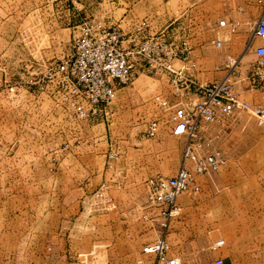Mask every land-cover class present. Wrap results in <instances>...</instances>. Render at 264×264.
Listing matches in <instances>:
<instances>
[{
    "label": "rangeland",
    "instance_id": "374dc122",
    "mask_svg": "<svg viewBox=\"0 0 264 264\" xmlns=\"http://www.w3.org/2000/svg\"><path fill=\"white\" fill-rule=\"evenodd\" d=\"M40 1L0 0V31L3 32V36H0V68L4 69L10 78H17L27 72V69L31 70L36 68V65H43L61 57L71 49L70 28L64 24L59 31L53 33L57 29L56 24L46 23L44 17L51 9L38 8ZM92 1L94 2L91 4L93 8L91 11L96 13L94 16L97 19L103 20L110 9H115L114 14L118 20L109 24L120 29L127 25L129 28L135 22L139 23L145 14L138 13L137 0H123L118 4L111 3L113 0ZM226 4L236 6L235 0H226ZM146 8L147 13H150L151 9L156 11L159 29L177 18L166 29L180 21L177 24L180 26L176 32L178 34L183 30L187 35L190 34L192 30L188 31L191 27L189 22L194 15L201 24V38L207 34L208 29L219 31L220 34L228 29L215 25V22L224 15L220 11L219 0H147ZM128 9H131L133 14H130ZM123 14L128 16L123 18ZM84 15L82 12L81 16ZM121 18L123 20H120ZM146 23L149 28V22ZM245 25L247 31L252 26L250 23ZM12 32L14 35L10 36ZM143 66H137L131 82L118 86L113 99L114 113L109 120L82 119L77 122L80 124V130L70 125L72 133L74 130L80 133L79 142L74 141L79 147H75L73 152L79 155L76 159L70 157L65 160L61 165L64 173L57 175L49 173L53 172L57 162L52 170L48 168L52 147L37 139L28 126L31 122L41 121L46 112L55 113V110L60 108L51 102L47 104L48 99L44 95L32 98L27 92L13 95L0 89V139L3 143L0 145V153L11 154L17 141L15 138H18L20 133L25 135L24 140L35 145L25 152L37 157L32 162L35 166L32 177H18L16 189L13 185L16 193L11 195V199L4 189L0 191V221H90L89 218L93 219L101 212L106 213V209L103 212L93 209L91 205L92 192L104 184L106 192L115 203L113 208L107 209L109 213L111 212L108 216L117 217L116 221L124 220L125 223H130L133 229L141 228V233H148L150 227L144 226L138 218L141 211L138 204L143 201L142 197H145V179L157 172L174 173L180 164L184 141L182 143L181 138L172 135L167 126L162 127L154 137L145 134L146 120L164 114L153 103V95L161 92L170 97L172 90L165 74L149 72ZM216 66L213 68L214 71L219 70ZM200 68L204 69L203 76L206 79H215L212 74H207V68H202L201 65ZM253 68L254 65L245 63L238 67L235 78L240 96L248 100H251L249 95L264 99V87L260 88L248 82V76ZM2 74L3 71L0 70V77ZM45 104L50 107L49 111L46 109L48 107L40 108V105ZM240 113L225 121L222 127L225 131L223 145L229 150L230 155H243L244 164L249 167L251 161L248 153L264 154V142L254 145L255 139L264 140V123L257 124L247 112ZM61 117L65 120L64 115ZM16 122L21 124L19 133L15 130ZM110 143L118 151L117 156L111 161L107 155L105 156ZM46 155L47 169L41 163ZM108 162L112 167L107 165ZM248 174L242 171L234 176H227L229 178L227 182L218 177L217 179L214 177V180L205 177L198 192L187 191L178 196L182 210L174 221H191L190 225L196 226L197 230H203L202 235L208 237L211 247L205 245L204 249H209L212 255L217 253L219 247L224 249L226 246V244L215 246L217 239L224 237L231 245L233 243V239L224 235L225 230L233 227H224L223 221H264V209L250 210L248 206L249 199L257 194L259 202L264 200V178H250ZM256 179L258 192L252 186L257 185L253 183ZM241 201L247 203L246 208L239 209L238 203ZM133 244L134 242L119 241L118 245L121 246L116 248L123 249L124 245L132 248ZM142 245L138 248L141 249ZM144 256L147 264H155L153 254L145 253Z\"/></svg>",
    "mask_w": 264,
    "mask_h": 264
},
{
    "label": "built area",
    "instance_id": "2783aa9c",
    "mask_svg": "<svg viewBox=\"0 0 264 264\" xmlns=\"http://www.w3.org/2000/svg\"><path fill=\"white\" fill-rule=\"evenodd\" d=\"M256 1L261 5V12L254 21L246 46L253 48L257 63L248 82L263 88L264 0ZM64 23L70 28V51L27 72L22 71L24 73L17 78H10L0 68L3 71L0 89L13 95L24 90L34 91L36 95L42 93L70 122L109 120L114 112L113 99L118 86L131 82L140 63L149 72L165 74L171 96L161 92L153 95V103L164 114L146 120L144 132L154 137L167 126L172 135L183 138L184 144L180 164L174 173L157 172L145 179V197L141 205L148 211L142 213V218H157L159 231L156 239L142 246V251L153 254L155 264H184L181 258L168 253L167 234L171 220L181 213L178 196L187 191L198 192V176L219 170L229 158L220 145V130L214 125L221 127L228 117L240 112H247L258 124L264 123V106L244 99L236 88L240 57L228 55L224 74L220 78L206 79L198 74L200 65L192 55L193 46L184 30L178 36L166 30L151 33L143 19L130 32L132 44L124 46L122 30L94 15L75 19L68 13ZM216 24L227 27L231 33L237 30L238 21L221 17ZM174 27L180 28L179 25ZM214 43L220 46L222 39L216 38ZM69 145V141H63L51 148L49 170ZM117 154V150H109L108 160ZM107 165L112 167L110 162ZM92 198L93 209L115 206L104 184L94 189ZM223 242L221 238L214 244L218 246ZM216 262L220 263L221 258Z\"/></svg>",
    "mask_w": 264,
    "mask_h": 264
},
{
    "label": "crops",
    "instance_id": "0c3cea01",
    "mask_svg": "<svg viewBox=\"0 0 264 264\" xmlns=\"http://www.w3.org/2000/svg\"><path fill=\"white\" fill-rule=\"evenodd\" d=\"M122 1L113 0L111 3L118 4ZM40 2L41 6L37 5L38 8L51 9L44 17L46 23L56 24L57 29L53 33L59 31L60 27L65 24L64 19L68 13L73 14L75 19L81 17L82 12L85 15H96V13L91 11L93 9L91 8V4L94 2L92 0H41ZM146 3L147 0H137L138 13H145L141 18L149 22V29L151 30L149 32L166 30L169 34L173 32V35L178 36V33H175V29H178L174 26L179 24L180 21L175 22V25L166 29L177 20L175 18L164 28L159 29L156 11L151 9L150 13H147ZM235 4L236 6L234 7L231 4L227 6L226 0H219L220 11L224 14L223 17L228 21H238L235 32H228L229 30L226 27L224 28L227 31L221 32L223 34H220L219 31L215 32L214 29H208L207 34L201 38V24H199L197 17L195 15L192 16L189 22L191 27L188 28V31L192 30L188 34L193 46L192 55L196 59L197 64L201 65L202 68H207V74H212L215 79L220 78L224 74L223 67L228 55L239 56L238 65L241 63L256 65L257 63V56L254 54L253 48L246 45L254 21L261 12V5L256 0H235ZM111 6L115 7V5ZM114 12L115 9H110L103 18V21L109 24L116 21V19L118 20ZM128 12L133 14L131 13V9H128ZM127 16L128 14H123V18ZM130 16L134 17L133 15ZM123 18L120 20H123ZM137 23H133L129 28L128 25L121 28L124 34V46L132 44L130 42L131 36L129 35ZM246 23L252 24L248 31ZM215 25H217L216 22ZM13 35L14 33L12 32L10 36ZM0 36H3V32L1 33V31ZM216 38L222 39L220 46L214 43ZM140 65H143V63H140ZM215 66L219 67V70L214 71L213 68ZM198 74L201 76L205 75L204 69L201 70L200 68ZM236 88L238 89L237 84ZM21 92H27L32 98L42 95V93L36 95L34 91L24 90ZM249 97L251 98L249 101L253 103L261 105L264 103V99L256 95H249ZM47 101V104H49L50 101ZM47 104L40 105V108L48 107L46 109L49 111L50 107ZM238 114L241 113L234 114L227 119L236 117ZM61 115L64 114L60 113L58 109L55 110V113L49 111L45 113V117L41 118V121L31 122L28 126L29 130L35 133L36 138L42 140V143H46L48 146L53 147L63 141H69V147L61 153L53 172H49L52 175L63 174L64 169L61 165H63L64 161L70 157L76 159L79 155H75L73 152L75 151V147H79L78 144H74V141L77 140L79 142L80 133L74 130L73 133H76L74 135L69 127L72 125L74 129L80 130V124L63 120ZM247 116L249 115L247 114ZM252 118L255 120L254 117ZM20 126L21 124L16 122L15 130L18 133ZM223 126L218 127L214 125V128L220 130V145L229 155V158L226 164L219 170L199 175L200 186L205 177L210 180H214V177L217 179L218 177L221 180L225 179L227 182L229 179L227 176H234L242 171L248 172L250 178H264V154L248 153L251 162L249 167L246 166L243 155H230L229 150L224 147L225 131L222 128ZM28 128H26L27 131ZM24 136V134L19 133L18 138H15L18 142H15V148L11 151V154L0 153V191L4 189L9 195V199H11L12 194L16 193V180L18 177H32L34 166L32 162L37 158L25 152L29 147L35 145L24 140ZM178 138H181L183 143V138ZM0 142V145H2V139H0ZM254 142V145H258V143L264 142V140L255 139ZM111 149H115L112 143L108 144L105 156ZM47 156H44L41 162L45 169H47ZM253 183L257 184L256 186L252 184V186L258 192L256 188L258 186L257 179L253 180ZM142 199L144 201L143 197ZM258 199H260L258 194L249 199L248 206L250 210L264 209V200L259 202ZM143 201H140L138 204L141 210L138 218L144 226L150 227L148 228V233H141V228L133 229L130 223H125L126 221L124 220L116 221L117 217L108 216L111 215V212H108L109 209H106V213L101 212L97 214L93 219L89 218L90 221H0V264H147L144 256L145 252L142 251V247L141 249L138 247L156 239L159 231L157 221L159 220L157 218L147 221L146 219L143 220L142 213L148 211L147 208L142 207ZM178 202L182 210V204L180 201ZM246 204L243 201L239 202V209L246 208ZM179 216L174 217L170 222L167 234L170 244L168 253L181 258L184 264H264V228H261L264 226V221H223L224 227H233V229L224 231V235L233 239V243L231 245L228 239L223 237L224 242L221 245L226 244L225 248L219 247L217 253H213L214 255H212L209 249H204L205 245L211 248L207 239L208 237L202 235L204 231L197 230L196 226L190 225L189 222L191 221H174ZM9 219H12V217H9ZM243 231L245 234H243ZM119 241L123 243L134 242V244L132 248L124 245L123 249H117L116 247L121 246L118 245ZM218 258H221L220 263L216 262Z\"/></svg>",
    "mask_w": 264,
    "mask_h": 264
}]
</instances>
